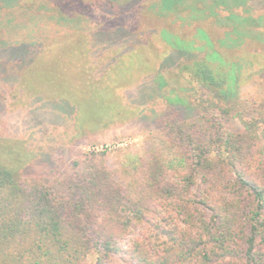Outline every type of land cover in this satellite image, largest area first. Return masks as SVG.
Wrapping results in <instances>:
<instances>
[{"label":"trees","instance_id":"1","mask_svg":"<svg viewBox=\"0 0 264 264\" xmlns=\"http://www.w3.org/2000/svg\"><path fill=\"white\" fill-rule=\"evenodd\" d=\"M19 1L0 0V11ZM160 1V10L173 16L209 13L219 27L238 19L233 8L264 9V0ZM58 5L78 13L67 18L73 35L52 47H12L1 26L0 113H14L9 104L18 105L29 116L28 131L42 136L63 132L49 121L75 120L79 132L87 124L97 133L131 104L140 121L156 122L166 145L150 150L135 169L111 161L106 151L47 154L24 168L15 130L0 116V264H264V101L241 107L231 132L213 111L196 109L189 118L160 89L211 86L216 74L209 62H181L172 45L179 55L164 59L149 54L151 43L136 33L98 26L124 20L129 9L151 21L164 17L136 0ZM224 11L229 17L218 16ZM130 87L133 98L122 93ZM138 230L144 236L123 248Z\"/></svg>","mask_w":264,"mask_h":264},{"label":"rangeland","instance_id":"2","mask_svg":"<svg viewBox=\"0 0 264 264\" xmlns=\"http://www.w3.org/2000/svg\"><path fill=\"white\" fill-rule=\"evenodd\" d=\"M44 1L50 5L44 8ZM60 1L20 0L11 9L0 11V28L3 26L7 33L8 44L12 47L19 43L29 47H52L51 43L54 41L58 44L68 34L73 35L75 30L71 29L67 18L78 12L62 11L58 5ZM136 1L142 3V9L165 19L151 21L144 11L132 13L134 9H129L124 20L114 17L106 21L108 26H103V23L98 26L108 32L113 31L111 29L118 24V29L134 32L141 40L151 43L149 54L153 51L164 59L169 53H180L178 59L181 62L200 58L208 61L216 74V81L211 86L179 83L176 87L164 86L160 91L164 96L175 100L174 105L184 110L189 118L196 109L213 111L215 120L221 122L226 130H235L238 127L237 120L232 119L235 113L243 106L264 101V11H260L264 9H249L248 6L233 8L231 14L238 19L228 18V21H222L224 27H219L209 13L203 15L193 10L177 12L174 17V13L160 10V0ZM87 14L82 13L84 18L88 17ZM217 14L220 17L230 15L225 11ZM246 17L248 19L244 20ZM171 45L178 50V54ZM0 55L4 56L1 50ZM162 71L165 73L163 69ZM152 79L156 84L162 81L157 76ZM122 93L133 98L136 90L130 87L123 89ZM162 103L164 100L161 98L153 103V107L158 108ZM9 106L15 111L11 113L13 116L10 112L4 115L0 113V116L7 121L9 119L10 129L15 130L17 138L13 140H16L18 149L17 161H21L19 163H23L24 168L43 161L47 154L64 155L67 158L70 151H106L111 161L117 159L135 169L139 160L145 158L150 150L164 148L166 145L165 136L156 122L140 121L139 109L131 104L128 107L130 111L114 116V124L108 130L91 133L87 124H83L79 132L75 120L71 125L60 122L55 125L49 121L48 124L52 125H47L49 128L63 132L53 130L47 136H42L41 132L34 131L33 134L28 131L29 116L22 113L18 105ZM222 111L228 115L221 114ZM166 155L173 156L169 152ZM143 232L138 230L127 237L122 243L123 248L141 238Z\"/></svg>","mask_w":264,"mask_h":264}]
</instances>
